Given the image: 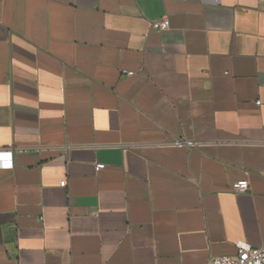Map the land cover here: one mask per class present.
I'll list each match as a JSON object with an SVG mask.
<instances>
[{
    "label": "crops",
    "instance_id": "crops-1",
    "mask_svg": "<svg viewBox=\"0 0 264 264\" xmlns=\"http://www.w3.org/2000/svg\"><path fill=\"white\" fill-rule=\"evenodd\" d=\"M259 5L0 0V264H207L264 245Z\"/></svg>",
    "mask_w": 264,
    "mask_h": 264
},
{
    "label": "built area",
    "instance_id": "built-area-1",
    "mask_svg": "<svg viewBox=\"0 0 264 264\" xmlns=\"http://www.w3.org/2000/svg\"><path fill=\"white\" fill-rule=\"evenodd\" d=\"M260 9L264 11V0H260ZM154 28L159 31L165 30L169 27V20L166 17H162L159 20L155 21L153 24ZM126 72L127 75H132L133 71H123ZM174 145L176 146H193V142L191 140H174ZM0 158L2 159L0 162L1 167H11V151L0 152ZM105 167L103 163L95 164L96 170H101ZM66 181H61L60 186H65ZM249 183L247 179H239L237 181H233L230 184V188L233 192L241 193L248 190ZM207 264H264V245L260 247H251L246 243H238L237 244V253L236 255H222L217 257H212Z\"/></svg>",
    "mask_w": 264,
    "mask_h": 264
}]
</instances>
